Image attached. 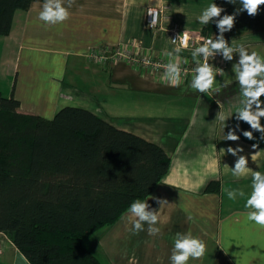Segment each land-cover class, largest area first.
I'll return each mask as SVG.
<instances>
[{
  "label": "crops",
  "instance_id": "crops-1",
  "mask_svg": "<svg viewBox=\"0 0 264 264\" xmlns=\"http://www.w3.org/2000/svg\"><path fill=\"white\" fill-rule=\"evenodd\" d=\"M43 3L17 10L10 34L0 35L3 95L18 99L21 112L49 119L66 106L87 109L158 144L171 158L168 173L149 195L167 202L161 207L147 198L151 208L158 206L160 232L149 235L145 224L144 231L133 234L126 212L92 234L91 245L84 240L100 264H171L176 234L188 232L207 246L203 259L189 264H264V229L247 219L245 208L251 173L264 172V136L236 118L241 96L233 65L239 53L231 61L217 54L226 68L216 76L219 91L205 94L191 87L193 77L173 87L150 70L122 61L103 65L88 57L92 48L118 46L179 64L200 62L203 56L194 58V48L175 52L171 30L202 37L204 25L197 17L214 0H75L71 18L55 26L39 20ZM149 7L162 11L157 28L147 25ZM228 42L264 56V32H247ZM221 112L229 118L216 119ZM231 130L238 141L225 140ZM246 130L253 131L254 139L243 136ZM229 146L243 147L248 176L232 175L238 157L226 152ZM213 182H219L218 188L208 190ZM223 188L243 190L245 196L230 200ZM0 241V264H31L5 233Z\"/></svg>",
  "mask_w": 264,
  "mask_h": 264
},
{
  "label": "trees",
  "instance_id": "trees-1",
  "mask_svg": "<svg viewBox=\"0 0 264 264\" xmlns=\"http://www.w3.org/2000/svg\"><path fill=\"white\" fill-rule=\"evenodd\" d=\"M35 1L0 0V35H9L15 12ZM214 3L224 8L221 16L241 7L239 0ZM251 31L264 32V6L256 16L238 13L224 36L229 41ZM217 34L215 22L203 26V36ZM20 105L0 90V233L31 264H100L85 238L115 224L134 201H146L171 158L87 109L66 106L46 119ZM213 186L219 182L207 189Z\"/></svg>",
  "mask_w": 264,
  "mask_h": 264
},
{
  "label": "clouds",
  "instance_id": "clouds-1",
  "mask_svg": "<svg viewBox=\"0 0 264 264\" xmlns=\"http://www.w3.org/2000/svg\"><path fill=\"white\" fill-rule=\"evenodd\" d=\"M229 3L236 4L237 0H228ZM75 0H44L42 10L39 12V20L48 26L64 24L71 18L69 9L73 6ZM241 7L231 15L221 14L224 8L212 3L202 14L197 17L198 21L207 25L215 22L219 30L216 39H207L200 46L196 47L192 55L193 57L203 56L204 63H197L195 75L191 82V87L198 92L205 94L210 92H218L219 88L215 87L217 72L214 70L209 59H214L217 54L221 55L226 61H231L235 53H239V60L233 65L236 81L240 87V107L236 109V118L250 125L254 131L260 132L264 136V124L261 119L264 118V56L256 51L249 52L248 48L241 44L239 46H230L224 33L233 29L236 22V15L246 11L249 16H256L261 6H264V0H239ZM175 42V39H173ZM189 36L187 32L180 37V46L175 49L176 53L181 48L188 47ZM172 55V53H166ZM167 82L170 86H179L181 80V68L178 61L169 62L165 66ZM222 75V73H220ZM227 86V82L225 83ZM227 118L222 112L218 113L217 118L225 121ZM243 136L248 139H254L253 131H244ZM240 136L235 130L229 131L225 135V140L238 141ZM255 147V145L253 146ZM244 149L242 146L231 147L226 149L227 153L238 157L232 169V175L235 177H246L249 175V161L247 156L240 155ZM255 160V157H252ZM228 165L225 164V167ZM252 184L251 194L248 196L245 208L248 209L246 217L249 221L254 222L261 229H264V172L254 171L251 173ZM230 200L237 197H244L245 193L240 189L223 188ZM148 199H156L157 203L162 207L167 201L158 197L149 196ZM131 227L128 229L133 234H139L144 231V225L147 224V232L149 235H157L160 228L156 225L160 221V216L156 209H153L146 201L136 200L131 203L129 213L125 217ZM207 252L206 243L194 237L191 232L177 233L170 256L171 264H189L192 260H202Z\"/></svg>",
  "mask_w": 264,
  "mask_h": 264
},
{
  "label": "built area",
  "instance_id": "built-area-1",
  "mask_svg": "<svg viewBox=\"0 0 264 264\" xmlns=\"http://www.w3.org/2000/svg\"><path fill=\"white\" fill-rule=\"evenodd\" d=\"M161 10L157 7H149L146 14V22L150 28H157L160 24L161 20ZM183 31L179 30L178 28H174L171 30V39L172 42L179 47L180 46V37L183 36ZM188 47L187 48H196L200 46L205 40L213 39V37H205L202 36L200 38H194L190 34ZM175 39V42L174 40ZM88 57L90 60L97 62L99 64H113L117 62H125L130 66H134L136 68H141L143 70H150L151 72H155L157 74H161L165 79L166 72L165 66L169 62H173L170 60L159 59L156 58L153 54L148 53H139L134 48L126 49L122 47H111L105 46L102 48H92L89 51ZM220 56L216 55L214 59H209V63L212 64L214 70L217 72V75L220 74V71L226 68V64L224 62L219 61ZM197 63H204V58L200 62H187L180 64V68L182 71L181 74V82H185V80L189 79L190 77H194L195 75V68ZM0 253H2V246L0 241Z\"/></svg>",
  "mask_w": 264,
  "mask_h": 264
},
{
  "label": "rangeland",
  "instance_id": "rangeland-1",
  "mask_svg": "<svg viewBox=\"0 0 264 264\" xmlns=\"http://www.w3.org/2000/svg\"><path fill=\"white\" fill-rule=\"evenodd\" d=\"M54 118V117H53ZM53 118H51V119H53ZM46 119H49V118H46ZM93 234H95V233H93ZM91 238V235L90 236H88V237H86L85 239H86V241H85V244L86 245H91V240L89 241V239Z\"/></svg>",
  "mask_w": 264,
  "mask_h": 264
}]
</instances>
